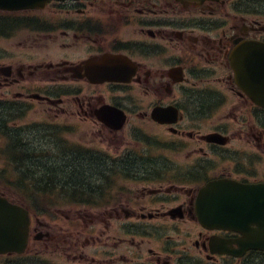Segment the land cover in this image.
<instances>
[{
    "label": "flooded vegetation",
    "instance_id": "obj_1",
    "mask_svg": "<svg viewBox=\"0 0 264 264\" xmlns=\"http://www.w3.org/2000/svg\"><path fill=\"white\" fill-rule=\"evenodd\" d=\"M0 39V160L99 168L74 188L81 208L31 205L25 250L0 264H264L242 232L197 213L215 181L262 196V80L246 66H264L238 57L264 42V0H50L0 10Z\"/></svg>",
    "mask_w": 264,
    "mask_h": 264
},
{
    "label": "water",
    "instance_id": "obj_2",
    "mask_svg": "<svg viewBox=\"0 0 264 264\" xmlns=\"http://www.w3.org/2000/svg\"><path fill=\"white\" fill-rule=\"evenodd\" d=\"M45 0H0V8H16L35 5ZM262 51V54L257 53ZM250 51V61L253 65L264 66V44H250L246 48ZM256 52V53H253ZM241 62L242 58L240 57ZM238 59V61L240 60ZM243 63V62H242ZM247 72L258 73L257 86L252 97L264 104V70L262 74L254 69V66H246ZM212 184L206 187L199 195L197 213L207 226H222L230 229L245 231L246 244L250 247L264 249V183H262V196L256 189L258 185H240L231 183L226 187L242 189L239 193L211 192ZM29 213L23 207L11 203L7 198L0 196V251L17 250L25 246L29 234ZM252 224H257L253 228Z\"/></svg>",
    "mask_w": 264,
    "mask_h": 264
},
{
    "label": "trees",
    "instance_id": "obj_3",
    "mask_svg": "<svg viewBox=\"0 0 264 264\" xmlns=\"http://www.w3.org/2000/svg\"><path fill=\"white\" fill-rule=\"evenodd\" d=\"M97 164L94 162H66L64 165L55 164V166H51L50 164L42 165L39 162H30L27 160L13 162L11 163V171L12 174L17 175L16 181H21L24 177L21 173L24 169L23 166H31L33 169L31 175H26L25 178H28L33 182V184H37V180L40 172L48 176L50 179H63L67 180V184L65 185V189L78 188L79 190H85L89 185L98 181V170L99 168L96 166ZM30 167V168H31ZM18 174L21 178L18 177ZM22 175V176H21ZM39 177V178H38ZM24 179V178H23ZM27 180V179H26Z\"/></svg>",
    "mask_w": 264,
    "mask_h": 264
},
{
    "label": "rangeland",
    "instance_id": "obj_4",
    "mask_svg": "<svg viewBox=\"0 0 264 264\" xmlns=\"http://www.w3.org/2000/svg\"><path fill=\"white\" fill-rule=\"evenodd\" d=\"M3 43H4V41H2V39H0V47L3 45ZM36 119H41V118H38V113H35V112H29L28 113V115L26 116V122H33V121H35ZM36 132H38V131H35V132H33V135H34V133H36ZM42 132H44V131H42ZM78 132H80V131H78ZM83 137V132L81 133L80 132V134L78 135V136H76L75 138H74V140H81L80 139V137ZM50 137V136H49ZM51 138V137H50ZM53 141V140H52ZM2 142H3V140L2 139H0V145L2 144ZM50 142V141H49ZM55 146H58V144H55ZM1 148V147H0ZM44 151H43V153H50V151H49V148H48V144L47 145H45L44 146V149H43ZM58 149L56 148V147H54V149H52V153L53 152H55V151H57ZM59 150H61V148H59ZM62 151V150H61ZM36 162V161H35ZM6 161H2V160H0V170L1 169H3L5 166H6ZM39 163H41L42 165H46V164H50L51 166H55V164H58V165H64V164H66V162H63V161H47V160H40V162ZM40 172V175L39 176H41V175H45V174H43V172L42 171H39ZM2 182H4V181H2ZM0 187H2L3 188V184L0 182ZM8 188H9V186H8ZM17 193H14V196L15 197H17ZM62 198L64 199V197L62 196ZM45 201V200H44ZM45 202H50V201H45ZM53 202H55V199H54V201ZM72 208H81V207H77L76 205H73V204H67V203H62V208H60V211H64V210H69V209H71V210H73ZM52 214H54V212L55 211H59V210H55V209H53V207L52 208H50V210H49ZM46 217H50V216H52V215H45ZM56 216V215H55ZM61 218V217H60ZM64 221L61 219L60 220V223H63ZM62 227H66V228H70L71 227V225H69V226H67V225H61ZM56 227H59V225H57Z\"/></svg>",
    "mask_w": 264,
    "mask_h": 264
},
{
    "label": "bare ground",
    "instance_id": "obj_5",
    "mask_svg": "<svg viewBox=\"0 0 264 264\" xmlns=\"http://www.w3.org/2000/svg\"><path fill=\"white\" fill-rule=\"evenodd\" d=\"M31 162H35V161L33 160V161H31Z\"/></svg>",
    "mask_w": 264,
    "mask_h": 264
}]
</instances>
